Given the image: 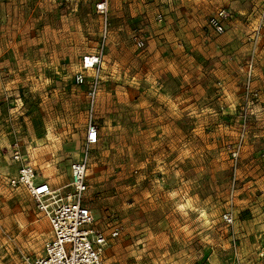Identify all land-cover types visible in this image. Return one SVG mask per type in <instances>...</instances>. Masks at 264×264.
<instances>
[{
	"label": "rangeland",
	"instance_id": "obj_1",
	"mask_svg": "<svg viewBox=\"0 0 264 264\" xmlns=\"http://www.w3.org/2000/svg\"><path fill=\"white\" fill-rule=\"evenodd\" d=\"M95 2L0 0V264L42 255L52 234L8 185L12 144L37 174L70 181L89 111L73 74L100 49L84 199L93 226L120 228L105 264H264V0H107L104 41Z\"/></svg>",
	"mask_w": 264,
	"mask_h": 264
},
{
	"label": "built area",
	"instance_id": "obj_2",
	"mask_svg": "<svg viewBox=\"0 0 264 264\" xmlns=\"http://www.w3.org/2000/svg\"><path fill=\"white\" fill-rule=\"evenodd\" d=\"M95 9L103 22L104 41L108 21L107 0H96ZM230 17V10L220 9L215 16L210 18L209 25L217 33H221L223 21ZM132 39L138 47H143L147 38L145 33L138 31L133 34ZM101 59L102 49L96 53L83 55L80 67L73 76L76 85H86L89 111L84 151L81 157L70 165V182L64 187L69 189L67 192L62 191V188L52 189L29 162L23 161L18 144H12L11 157L19 163V166L16 173L8 178V185L14 189L26 190L35 202L36 208L47 217L52 233L44 243L42 255L27 259L25 264H105L103 253L109 244V239L118 236L120 232V228L116 226L107 236L93 226V218L84 199L89 151L99 140V132L92 111L98 92V72ZM252 70L253 58L251 57L247 64L246 91L256 97L257 91L250 87ZM88 72L92 73L90 79H87L86 76ZM239 149L240 145L238 144L231 152L234 169H236ZM222 220L230 224L232 222L231 214L223 213Z\"/></svg>",
	"mask_w": 264,
	"mask_h": 264
},
{
	"label": "crops",
	"instance_id": "obj_3",
	"mask_svg": "<svg viewBox=\"0 0 264 264\" xmlns=\"http://www.w3.org/2000/svg\"><path fill=\"white\" fill-rule=\"evenodd\" d=\"M241 1V0H240ZM110 3H117V0H110ZM129 6V4H125L123 3V5L121 6L123 9H124V12L127 10V7ZM226 9V8H225ZM230 9V8H229ZM228 9V10H229ZM231 10V9H230ZM231 12V11H230ZM261 13H264V9L261 10ZM148 40V39H146ZM147 42V41H146ZM84 55V54H83ZM82 55V56H83ZM81 56V57H82ZM80 62H81V58L78 62V68L76 69V71H78L79 67H80ZM76 71L74 72V74L76 73ZM88 73H91V72H88ZM73 74V76H74ZM257 162V161H256ZM255 162V163H256ZM253 169L256 170V171H260L262 173H264V162H261V161H258V164L257 165H254L253 164ZM252 169V170H253ZM253 170V171H254ZM69 174H70V171H69ZM14 175V174H13ZM39 175V174H38ZM43 180H45L50 186L52 189H58V188H62L63 190L65 189L64 187H66V185H68V183L70 182L69 180H62L60 179L59 177H44V175H39Z\"/></svg>",
	"mask_w": 264,
	"mask_h": 264
}]
</instances>
